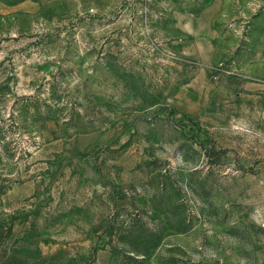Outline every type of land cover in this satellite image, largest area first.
<instances>
[{"label":"rangeland","instance_id":"1","mask_svg":"<svg viewBox=\"0 0 264 264\" xmlns=\"http://www.w3.org/2000/svg\"><path fill=\"white\" fill-rule=\"evenodd\" d=\"M11 254L264 264V0H0Z\"/></svg>","mask_w":264,"mask_h":264},{"label":"trees","instance_id":"2","mask_svg":"<svg viewBox=\"0 0 264 264\" xmlns=\"http://www.w3.org/2000/svg\"><path fill=\"white\" fill-rule=\"evenodd\" d=\"M129 259H132L133 261H136L137 262V259L138 258H134L132 256H128ZM6 264H30L27 260L21 258V257H18L14 254H11L9 256L6 257V260H5ZM31 264H38L36 262L34 263H31Z\"/></svg>","mask_w":264,"mask_h":264}]
</instances>
